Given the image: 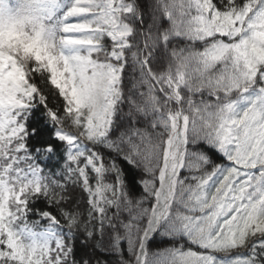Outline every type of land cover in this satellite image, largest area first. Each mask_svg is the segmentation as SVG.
<instances>
[{
  "label": "snow or ice",
  "instance_id": "obj_1",
  "mask_svg": "<svg viewBox=\"0 0 264 264\" xmlns=\"http://www.w3.org/2000/svg\"><path fill=\"white\" fill-rule=\"evenodd\" d=\"M0 264H264V0H0Z\"/></svg>",
  "mask_w": 264,
  "mask_h": 264
},
{
  "label": "trees",
  "instance_id": "obj_2",
  "mask_svg": "<svg viewBox=\"0 0 264 264\" xmlns=\"http://www.w3.org/2000/svg\"><path fill=\"white\" fill-rule=\"evenodd\" d=\"M83 250H78V254L80 253V252H82Z\"/></svg>",
  "mask_w": 264,
  "mask_h": 264
}]
</instances>
